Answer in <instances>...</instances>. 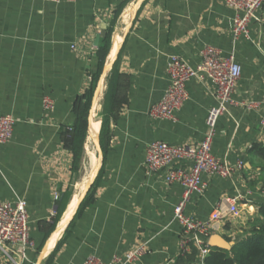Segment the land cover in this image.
<instances>
[{"label":"crops","instance_id":"0c3cea01","mask_svg":"<svg viewBox=\"0 0 264 264\" xmlns=\"http://www.w3.org/2000/svg\"><path fill=\"white\" fill-rule=\"evenodd\" d=\"M233 17L220 0H0V115L15 120L12 139L0 145V201L26 202L35 245L27 264H81L90 255L109 262L141 243H147L148 251L134 264H176L182 227L173 210L184 189L166 184L164 170L145 169V149L154 141L199 143L207 110L214 105L213 87L208 80L187 82L189 99L175 112L174 122L152 118L148 111L168 85V57L179 55L195 66L204 45L217 48L223 57L233 54L241 76L232 97L258 106L247 110L230 105L219 117L212 154L226 160L234 172L230 179L204 177L205 188L191 194L184 213L206 221L215 208L243 196L239 217L223 219L212 232L232 242L260 218L264 4L249 24L248 39L233 42ZM109 28L107 70L92 99L80 168L73 171V156L62 134L70 132L76 120L74 103L91 84L96 48ZM114 61L121 75L117 93L122 103L110 120L102 154L100 113ZM44 98L50 101L49 110L43 108ZM239 161L243 165L236 169ZM92 177L90 203L72 216L71 205ZM66 191L71 197L49 232Z\"/></svg>","mask_w":264,"mask_h":264},{"label":"built area","instance_id":"2783aa9c","mask_svg":"<svg viewBox=\"0 0 264 264\" xmlns=\"http://www.w3.org/2000/svg\"><path fill=\"white\" fill-rule=\"evenodd\" d=\"M46 3L60 4L80 0H43ZM222 4L234 12L232 21L233 42L249 37V24L264 0H220ZM75 51V45L70 46ZM200 62L195 66L188 65L179 55H170L167 61L168 85L160 101L152 106L148 115L152 118L176 121L175 112L189 99L186 84L194 79L198 82L208 80L213 87L214 105L208 108L205 118V132L202 140L195 145H168L165 142L154 141L146 146L144 166L149 172L165 171L166 184H178L183 187L181 198L174 206L173 218L182 227V235L178 242L180 256L191 252L194 247L200 263L208 255L210 246L208 240L225 218H238L240 210L238 202L243 196L228 200L226 206L215 208L206 221L198 220L184 213L185 205L192 193H201L205 188L206 178L230 179L234 172L226 160L212 154V141L215 136L216 124L220 116L230 105H241L247 110L255 109L258 104L235 102L232 94L241 76V66L233 54L223 57L221 52L211 45H204L200 50ZM264 106V100L262 101ZM43 108L50 109V101L43 100ZM14 118L10 115H0V145L7 144L12 139ZM264 126V114L261 118ZM178 163H185L179 168ZM243 163L237 162L236 169H241ZM252 195L251 192H247ZM263 199L264 190L259 192ZM57 199V196H54ZM35 245L29 235L26 202L17 199L14 202L0 201V262L1 264H27L28 253ZM148 251L147 243H141L123 255L114 256L109 262L90 255L81 264H134ZM33 264V263H31Z\"/></svg>","mask_w":264,"mask_h":264},{"label":"trees","instance_id":"16d2710c","mask_svg":"<svg viewBox=\"0 0 264 264\" xmlns=\"http://www.w3.org/2000/svg\"><path fill=\"white\" fill-rule=\"evenodd\" d=\"M121 9L122 7H120L118 14L120 13ZM112 31L113 29L109 28L105 32L96 48V64L95 70L92 73L91 84L89 88L80 97H78L74 103L73 110L76 115V120L71 131H65L62 134L64 146L70 150L73 156V171H77L78 168H80L82 161L83 145L88 135L89 129V117L92 107V99L98 81L103 75L104 65L110 50ZM116 64L117 61H114L113 67L109 73L107 89L104 93L102 111L100 113L101 127L98 137V144L102 154L105 153L106 146L109 141L110 120L116 118L122 103V99L117 93L119 90L121 75L116 72ZM94 189L95 181L87 191V194L84 200L81 202L76 214H78L79 211L83 209V207L90 203ZM70 197V191H66L62 195L60 204L58 205L59 209L57 211L56 219L49 232L54 230L55 225L64 212ZM258 214L260 218L249 226L244 236L238 241H235L229 250L210 248L208 255L200 263L199 259L197 258V250L192 247L191 252L184 256H180L176 261V264H264V204L260 206ZM225 239L228 242H231L230 239L226 237Z\"/></svg>","mask_w":264,"mask_h":264},{"label":"water","instance_id":"95a60500","mask_svg":"<svg viewBox=\"0 0 264 264\" xmlns=\"http://www.w3.org/2000/svg\"><path fill=\"white\" fill-rule=\"evenodd\" d=\"M107 67L103 69V74L106 72ZM100 81V80H99ZM99 83V82H98ZM98 87V84H97ZM97 92V90H96ZM94 177H92L89 181L88 184L85 188V190L80 194L79 198L77 199L75 206L73 208L72 211V216L75 215V213L77 212L80 203L82 202L84 196L86 195L87 191L89 190L90 186L93 183V179ZM234 242H228L225 238H223L220 235L214 234L212 236H210L209 240H208V245L210 246V248H217V249H222V250H229L232 246H233Z\"/></svg>","mask_w":264,"mask_h":264},{"label":"bare ground","instance_id":"6f19581e","mask_svg":"<svg viewBox=\"0 0 264 264\" xmlns=\"http://www.w3.org/2000/svg\"><path fill=\"white\" fill-rule=\"evenodd\" d=\"M74 205H75V204H72L71 206L74 208ZM70 212H71V211H70Z\"/></svg>","mask_w":264,"mask_h":264}]
</instances>
